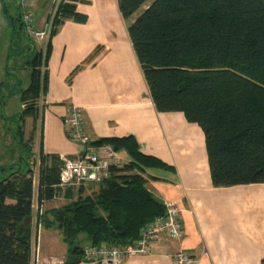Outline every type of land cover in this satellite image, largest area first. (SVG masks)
Returning a JSON list of instances; mask_svg holds the SVG:
<instances>
[{
  "label": "trees",
  "instance_id": "trees-1",
  "mask_svg": "<svg viewBox=\"0 0 264 264\" xmlns=\"http://www.w3.org/2000/svg\"><path fill=\"white\" fill-rule=\"evenodd\" d=\"M76 1L59 0L45 48L32 50L25 60L30 78L20 92L18 140L23 141L25 117L32 118L33 128L20 163L0 170V264H28L32 232L24 219L32 201L35 197L43 205L61 194L56 185L62 160L36 154L30 143L40 123L49 38L65 19L85 21L75 10ZM117 8L155 109L182 112L202 129L212 185L264 183V0H117ZM10 22L13 35L27 38L20 10ZM93 144L124 149L129 162L112 167L89 194L83 195L86 182L62 192L67 203L51 210L53 220L45 226L57 225L67 246L65 264L79 261L88 245L134 241L145 224L165 211L144 175L166 167L163 162L141 153L132 136ZM80 235L88 245L76 242Z\"/></svg>",
  "mask_w": 264,
  "mask_h": 264
},
{
  "label": "crops",
  "instance_id": "crops-1",
  "mask_svg": "<svg viewBox=\"0 0 264 264\" xmlns=\"http://www.w3.org/2000/svg\"><path fill=\"white\" fill-rule=\"evenodd\" d=\"M58 2L33 0V10L40 13L37 29L50 23ZM74 4L85 21L65 19L49 38L40 123L30 143L33 152L60 159L82 153V146L70 138L64 123L73 105L81 110L92 141L132 136L141 153L166 165L145 171L147 188L164 207L169 203L178 207L183 236L179 240L160 236L150 243L146 254L124 257L119 264H177L173 255L179 251L189 254L191 264H264V183L214 187L200 126L188 122L182 112L155 109L117 0H77ZM18 14L17 0H0V43L4 41L0 56V170L20 163L26 155L23 142L33 128L32 118L25 117L23 141L18 140L16 116L23 108L20 92L30 78L25 60L35 49L23 34L13 35L10 18ZM46 42H40L35 50L44 49ZM22 54L26 57L17 59L16 68L9 66L11 57ZM10 72L17 76L18 108L10 99L12 91L1 94L4 86L13 82L7 78ZM116 153L129 162L124 149ZM83 187L85 195L97 184L86 182ZM28 218L24 224L30 227Z\"/></svg>",
  "mask_w": 264,
  "mask_h": 264
},
{
  "label": "built area",
  "instance_id": "built-area-1",
  "mask_svg": "<svg viewBox=\"0 0 264 264\" xmlns=\"http://www.w3.org/2000/svg\"><path fill=\"white\" fill-rule=\"evenodd\" d=\"M21 16V24L26 37L34 40H47L50 23L39 30L35 26L33 0H17ZM70 138L82 146V153L78 157L62 158V165L58 175L57 188L61 191L78 187L84 182H101L107 177L112 167L120 166L121 162L116 151L106 144H93L84 128L82 112L77 106H70L64 119ZM42 210L34 198L32 206ZM42 213V212H40ZM166 236L179 240L183 236L179 209L175 204L165 206L162 216L145 224L139 236L132 242L123 245H88L84 247L82 257L75 264H119L124 257L146 254L151 242ZM177 264H191L192 258L184 251L173 255ZM28 264H65V258H42L38 248H30Z\"/></svg>",
  "mask_w": 264,
  "mask_h": 264
},
{
  "label": "rangeland",
  "instance_id": "rangeland-1",
  "mask_svg": "<svg viewBox=\"0 0 264 264\" xmlns=\"http://www.w3.org/2000/svg\"><path fill=\"white\" fill-rule=\"evenodd\" d=\"M39 17H40V13L34 11L35 26L37 22L39 21ZM26 39L35 45L34 46L35 49L40 48V44H41L40 42H43V43L45 42V40H34L29 37H27ZM3 42L4 41H1L0 43V56H1V50L3 48ZM6 46H7V43H6ZM13 53H16V51L13 50ZM25 57H26L25 54L24 55L22 54L21 56L17 55V57H15L16 59L11 57L9 61L10 63L9 66L16 68L17 59L24 60ZM1 73H2V70H1V65H0V75ZM8 77L13 79V82L9 85L4 86V88L1 90V94L8 95L10 91H12L14 95H12L10 99L11 101L15 103L14 105L16 106V108H18V104L15 102L19 100V94H16L17 92H19V90H18V87L15 86L17 76L10 72L7 78ZM0 81H1V78H0ZM30 122L31 121L29 119L28 124H26L27 129L30 126ZM38 125H39V122H38ZM37 129H38V126H37ZM118 156L122 163L126 162L127 157L125 155L118 154ZM32 168H33V174H35L37 172V164L33 165ZM73 194H74V197L78 195V192L76 189L73 190ZM66 203H67V200L65 199L64 194L61 192L59 197H56L43 204L41 208L42 210H40V212L42 213L38 211V208L35 206V204L32 206V211L27 221V225H30L31 232H32L31 248L37 247L39 254L42 258H46V259L61 258V257L65 258L66 256L65 252H66L67 246L61 240V235L58 231V228L56 227L57 225L55 223H52V226H49V227L45 226V222L51 223V221L53 220L51 210H55L54 208H59L60 206H63ZM40 217L42 218L41 221H40L41 219ZM76 242L83 247L88 245L87 240L84 235L78 236Z\"/></svg>",
  "mask_w": 264,
  "mask_h": 264
}]
</instances>
